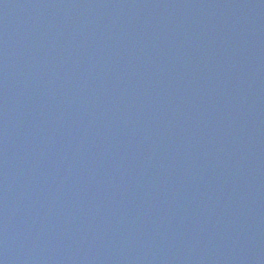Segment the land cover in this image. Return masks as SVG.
<instances>
[{
  "label": "water",
  "instance_id": "obj_1",
  "mask_svg": "<svg viewBox=\"0 0 264 264\" xmlns=\"http://www.w3.org/2000/svg\"><path fill=\"white\" fill-rule=\"evenodd\" d=\"M148 1L149 3L143 7L140 6L141 9L138 11L132 9L130 2L126 3L122 0L127 6L120 12H124L121 13L124 16L130 12L136 14L140 12L141 15L150 13L155 10L156 6L152 5L154 0ZM156 1L158 2V0ZM162 1L168 3L166 0ZM171 1L172 7H177V4L182 2V0ZM201 1L211 5L214 11L221 9L226 2L229 3L226 0ZM98 6L99 4L95 3L94 0H0V142H4L3 145H0V207L7 196L21 199L29 214L36 210L31 207L26 196L38 194V198L32 206L36 209H42L46 204V209L49 211L42 213L45 217L52 213L50 210L54 212L52 222H48L46 227V232L50 235L49 238H46L49 247L44 248L43 253H41L37 244L41 241L34 235L30 237V234L24 231L26 220L24 223L17 222L12 217L9 220L5 216L7 211L1 207L0 249L4 246V250L0 254V264H24V258L32 259L28 261L30 264H90V259H94L92 264H120L123 256L126 261L125 264H127V260H129L128 264H133L137 258L133 257V260H130L129 254H123V251L127 249V243H130L128 240L132 236L130 234L122 235L120 232H124L125 223L136 222L139 210H143L147 216L146 227L149 226L150 217L157 212L156 217L158 219L153 220L155 224H152L154 227L163 224L159 217H166L171 227L174 229L182 228L180 233H174L188 248L187 255L197 253L194 257L198 262L197 264H264V83L257 90L250 89L248 106L243 100L244 95H241L243 93L248 94V92L241 91V85H238L237 100L232 98L231 101L227 102V98L230 96L229 90H227L226 97H222L220 104H218L221 107L226 102L223 110L214 109L219 100L211 101L210 104H213L211 110L216 112L220 118L223 116V111L229 114L218 121L220 126L217 129L214 128L215 130L211 126L203 124L205 122L200 119V116L193 117L194 110H189V115L185 118H192L188 136L183 133L186 129L184 123H177V115L172 120L161 118V124L145 123L144 117L154 118V113L160 108L152 107V105L164 104L163 108L171 113H177L182 110L176 109L181 108L179 100L184 95L186 97V95L191 96L194 92H201L196 85L198 82L194 81L191 84L190 78L196 75L200 81H203L202 68H198L192 73L181 66H179V72L169 69L170 57L163 53V48L170 46L169 38H178L180 44L183 45L185 41L189 43V37H192L190 34L196 29L199 38H194L193 43L202 45L203 42L205 43L204 40H209V43L214 46L219 40L214 42L210 38V33L214 30H210L211 28L207 24H200L199 21L194 25L190 17H185L184 14L186 13L172 15V18L178 23L176 30L178 35H165L166 33L161 31L164 27L163 24L165 21L170 22L172 18H170L171 16L167 18L166 14H163L162 19L156 22L151 29L136 27L134 23L126 25L125 21L123 22L125 24H119L117 21L120 30L117 29L116 41H118L119 36L126 38L125 33L127 35L136 33L137 36L153 37L151 38L153 41H160V43L156 47L143 48L142 51L140 49L131 51V46L139 43V38L131 39L124 44L123 55L120 58L118 55L110 56L111 48L100 40L104 38L101 35L107 34V32L105 30L99 31L98 26L94 28L95 30L88 27L91 19L104 14V11L98 13ZM181 8L177 7V9ZM242 11L231 6L226 14L227 16L229 14L236 16ZM245 17L253 18L248 32L245 31L243 37L252 39L257 46L248 45L247 50L237 52L236 48L239 43L233 44L234 47L236 46L232 55L234 58H230L227 52H224L226 54H223V57L225 56V60L229 61V73L236 74L238 71V74L246 77L247 75L250 76L253 67H257L258 76L256 79L264 80L263 54L257 55L258 52L264 53V12L257 13L255 16L245 12ZM107 18V16L104 17V19ZM200 26L203 27L201 30ZM225 28L227 26L223 25V28L220 29V36H224ZM112 31L113 29L108 31V34ZM204 33L205 37L202 39ZM149 42L154 43L152 40ZM152 48H160V52L154 56L155 54L152 55L151 50L149 51ZM78 60L79 62L76 63ZM45 65L51 69L46 70ZM130 65L132 66L131 74H127L126 71ZM205 66L207 64H203L204 68ZM164 67L166 68L163 69ZM166 69H168V73ZM39 76L43 79L37 80ZM153 77L154 79L151 80ZM146 79L153 81V83L149 82L150 86L147 89ZM62 88H66L85 117L92 114L90 121L93 122L96 131L102 138L97 151L100 149L103 151L106 144L114 155L107 163L110 171L107 169L105 175L99 174V178L96 179L95 186L97 189L95 186L91 187L86 193L83 204L88 206V212L97 215L91 221L82 220L81 227L78 225L79 214L74 217L70 210H58L63 206L62 203L53 205L51 198L43 199L44 197L40 193L33 192L37 190L36 184L40 181L39 174L44 171L43 166L36 165L37 159L42 157L43 164L50 165V159L52 161L54 156L61 158L64 149L70 147V144L64 140L62 133L47 127V124L42 123V120L37 122L38 117L33 112L31 115L26 114V111H28V107L31 108L29 109L31 111L49 106L50 99L55 95V92ZM173 92L177 98L170 102L169 98L173 97ZM199 95L204 97L197 93V96ZM254 97L259 99L255 101ZM171 103L177 104L171 106ZM54 104H58L55 96ZM25 106L26 109H24ZM63 112L61 115L65 121L70 124L75 122L73 114H70V118H68V115ZM141 113H143L142 116ZM233 113L241 114L240 118L226 119ZM22 115L23 118L20 119ZM58 115L55 116L58 118ZM102 115H106L107 118ZM24 118H31V123L39 124V130H34L31 139L27 136L24 143L17 144V150H21L20 152L12 153L11 144L15 141L18 142L17 139L23 136L22 133L25 131L26 124L30 122H26L23 120ZM129 118L135 119L137 126L134 127L133 122L129 124ZM227 120L236 123L242 121L241 124L244 129L240 128L238 131L237 129H225V121ZM17 123L23 125L22 130L13 132L12 129L18 125ZM99 123L103 124V127ZM42 124L43 127H41ZM142 124L152 136H155L154 138L150 139L148 136L145 138L146 134L145 130L141 128ZM222 133H225L224 136L226 135V138H223V140L226 139L223 143L224 147L226 146L224 150L226 156L217 158L215 164L220 165L229 161L228 164L233 172L231 174L229 172L227 177L230 182H236L234 186L237 189H234L237 191L224 190L225 193H218L214 189V192L209 196L210 199H207L213 207L209 208L207 213V210L203 208V201L194 202L198 191L192 196V191L199 188V186L196 187V183L201 180L203 173L199 175L196 171H192L188 160H191L197 151H203L200 158H205L206 146L212 141L221 142L220 135ZM170 134H174L177 139L172 141ZM232 134L236 135L234 140L231 139ZM190 136L194 138L192 141L189 140ZM228 136H230L229 139H227ZM28 140L31 142V147ZM166 140L168 143H165ZM41 143L48 145H44L43 152H38L37 150L41 149ZM36 144L37 147H35ZM237 144L238 149L242 148L241 152L235 149ZM230 147L234 149L232 150ZM87 149L89 153L94 150L89 146ZM73 150L76 152L79 147H75ZM65 152H68L67 149ZM243 152L248 153L247 160L240 158V154ZM12 155L15 156L13 163L23 158L27 161V166L34 167L35 178H30L26 183H21V170L26 165L17 164L19 172L16 174L14 170L6 173L4 168L11 165ZM84 155L86 154L76 158L62 159L56 163L55 172L67 171L69 178L73 179L77 174L76 172L83 169L81 163ZM92 159L95 163H100V157L94 158L92 156ZM186 160L185 168L182 164ZM116 162H120L124 170L123 173H128L135 181L136 190L133 193L135 201L139 200L141 194L145 195L141 204L136 202L137 206L132 213L129 212L130 215H126L124 212H126L125 204L128 206L130 204L131 194L124 196V192L122 193L117 188L111 192L110 183L113 174L111 177L108 175L113 171ZM223 172L218 169L216 177L210 175L212 170L205 172L207 179L205 177L204 179L208 181L212 179L214 182L219 180L218 176ZM236 172H238V176ZM233 176L235 178H232ZM53 177L54 173H48L47 180H52ZM88 178V175L84 177V179ZM123 180L124 176H122ZM249 180H252V183H248ZM103 183L107 185V194H104L103 186L105 185ZM199 185L204 187L202 183ZM209 185L213 186L212 182ZM65 189L71 190L69 186H66ZM91 189L96 190L91 194ZM126 191L128 190L126 189ZM234 193L238 196L237 198ZM198 195L203 196L204 194L200 192ZM229 198L231 206L228 203ZM101 199L105 203L104 206L109 203L108 210L99 204ZM180 201L186 203L185 210L178 206ZM130 207L133 206L130 205ZM227 208L230 209L227 210ZM11 212L15 213L12 209ZM215 212L225 214L228 222H224V227L213 225L215 228L213 233L200 237V234L203 235V233L199 231L194 221L199 216L202 219L206 216L207 219H210V216ZM256 213H259V218ZM66 214L70 219L66 224L61 225V218ZM117 214H124L126 221L123 223L114 221L117 220ZM191 216L197 217L193 221ZM209 221L211 222V220ZM228 223H230L231 229H225V225ZM96 225L100 226L104 234L108 231L111 232L112 229L111 233H119L117 243L125 245L126 248H119L115 242L110 243V236L91 235V232L96 229ZM3 226L8 228L6 234L9 239L5 242L1 240L4 231ZM115 228H119V231ZM19 230L26 233L21 237L23 243L21 246L23 247H21L20 253L15 247L20 242H14V235L17 236ZM146 231L147 229L142 232ZM41 232V229H38L35 235L39 236ZM167 233L169 235V232ZM163 237L167 238L168 236L165 234ZM83 238L89 239V241L85 243ZM154 242L157 243L158 240L155 239ZM191 247H196L197 250H193ZM130 248L128 253L132 249H139L138 247ZM114 249H116L115 253ZM205 250L213 254L210 263L200 259ZM120 253L122 258L119 260L116 255ZM177 255L175 250L169 249L162 254V259L168 261L169 264H177Z\"/></svg>",
  "mask_w": 264,
  "mask_h": 264
}]
</instances>
